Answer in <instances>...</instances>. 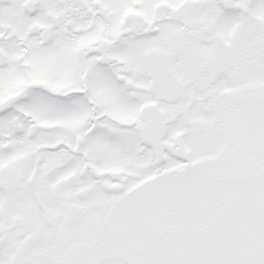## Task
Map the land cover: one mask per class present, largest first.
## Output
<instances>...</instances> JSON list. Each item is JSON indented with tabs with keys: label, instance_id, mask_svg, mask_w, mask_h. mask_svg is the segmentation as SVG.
<instances>
[{
	"label": "snow or ice",
	"instance_id": "1",
	"mask_svg": "<svg viewBox=\"0 0 264 264\" xmlns=\"http://www.w3.org/2000/svg\"><path fill=\"white\" fill-rule=\"evenodd\" d=\"M0 264H264V0H0Z\"/></svg>",
	"mask_w": 264,
	"mask_h": 264
}]
</instances>
